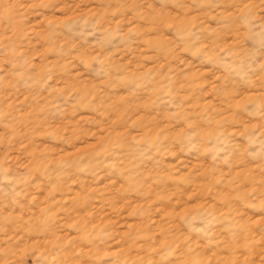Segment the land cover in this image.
Segmentation results:
<instances>
[{"label":"rangeland","instance_id":"rangeland-1","mask_svg":"<svg viewBox=\"0 0 264 264\" xmlns=\"http://www.w3.org/2000/svg\"><path fill=\"white\" fill-rule=\"evenodd\" d=\"M0 264H264V0H0Z\"/></svg>","mask_w":264,"mask_h":264}]
</instances>
